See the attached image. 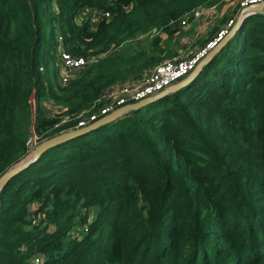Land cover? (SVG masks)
<instances>
[{
  "label": "trees",
  "instance_id": "16d2710c",
  "mask_svg": "<svg viewBox=\"0 0 264 264\" xmlns=\"http://www.w3.org/2000/svg\"><path fill=\"white\" fill-rule=\"evenodd\" d=\"M220 2L0 0V175L27 153L18 115L37 142L74 127L105 90L176 53L143 35L169 38L170 20ZM87 8L110 17L91 23ZM60 46L96 60L61 84ZM0 264H264V14L248 13L185 85L12 175Z\"/></svg>",
  "mask_w": 264,
  "mask_h": 264
},
{
  "label": "built area",
  "instance_id": "2783aa9c",
  "mask_svg": "<svg viewBox=\"0 0 264 264\" xmlns=\"http://www.w3.org/2000/svg\"><path fill=\"white\" fill-rule=\"evenodd\" d=\"M259 4H264V0H238L237 9L235 11L236 13L234 12L235 14L233 18L228 21L227 25L223 29H220L216 36L215 32L211 38L206 40L203 46L198 48L196 52L191 55H174L161 61L160 63L155 64L149 72L139 80L130 81L128 83H120L105 90L100 96V98L103 99L101 105H98L95 109L92 107L86 109L84 113L79 114L77 123L74 127H70L68 129L84 126L101 116L108 114L119 106L128 102L137 101L164 88L173 86L176 82H178V80L190 73L209 53V51L229 32L230 28L236 22L238 15L242 13L245 15L243 10L244 8L247 6H257ZM189 12L190 11H187L180 19V23L182 25L186 24V15ZM199 12H202V10H193V15H197ZM84 13L89 17L91 23H96L101 18L107 19L110 17L109 11L102 9L91 10L90 8H87L84 10ZM57 38L61 41L63 36L60 33H57ZM58 57L61 64L60 69L62 70V73L59 75L61 84H66L72 78L73 74L69 75L68 73H73V69L79 70L89 62L96 60L95 56L86 57L84 55H74L63 46H60L58 49ZM65 119L66 118L63 120ZM35 143H38L36 136H29L27 138V146L29 145L34 147ZM32 261L33 263H38L40 261L39 255H34Z\"/></svg>",
  "mask_w": 264,
  "mask_h": 264
},
{
  "label": "rangeland",
  "instance_id": "374dc122",
  "mask_svg": "<svg viewBox=\"0 0 264 264\" xmlns=\"http://www.w3.org/2000/svg\"><path fill=\"white\" fill-rule=\"evenodd\" d=\"M238 0H222V2L218 4H211V5H203L200 4L192 9L186 15L187 20L186 24L182 25L180 23V19L183 17L181 16L178 19L170 20L171 23H168V30H173L172 34L169 36L167 35L166 30L161 28H153L150 33L143 35L144 39L151 38L152 35H160L163 40L168 39V46H170L171 50H176L174 55H191L198 50V48L202 47L203 44L208 40L211 33L217 35L220 29H223L228 21L233 18L234 14L236 13ZM202 10L197 15H193V10ZM235 12V13H234ZM143 39V40H144ZM165 44V43H164ZM58 54V53H57ZM172 56L166 57L168 59ZM55 66L59 68V75H60V60L57 57ZM78 69H73V73H68L69 75L73 74L74 77L78 74ZM75 72V73H74ZM58 75L59 82L60 76ZM181 80V79H180ZM179 81V80H178ZM32 105L34 104L33 96L31 98ZM43 110L45 111L46 115L52 116L55 114V107L52 106L48 101H43L42 103ZM25 115V114H24ZM33 115V114H32ZM32 116H28V118L22 115H18V127L21 128L22 132L27 131V133L32 137L35 136V130L32 122ZM29 137V136H28ZM37 143L34 144V147ZM27 153L26 155L30 154V152L34 149L32 146H27ZM32 149V150H31ZM26 155L24 157H26ZM23 157V158H24ZM22 159V158H21ZM20 159V160H21ZM19 160V161H20ZM18 161V162H19ZM17 163V162H16Z\"/></svg>",
  "mask_w": 264,
  "mask_h": 264
},
{
  "label": "water",
  "instance_id": "95a60500",
  "mask_svg": "<svg viewBox=\"0 0 264 264\" xmlns=\"http://www.w3.org/2000/svg\"><path fill=\"white\" fill-rule=\"evenodd\" d=\"M264 4H259L257 6H247L244 8L245 15L240 14L237 16L236 22L234 25L230 28L229 32L218 42L216 46H214L209 53L196 65V67L188 73L185 77H183L181 80L176 82L173 86L164 88L154 94L148 95L144 98H141L137 101L134 102H128L122 106H119L118 108L114 109L113 111L109 112L108 114H105L101 116L100 118L84 125L78 128H73V129H68L64 130L62 132H59L51 137H48L40 142H38L34 149L30 152L31 154L26 155V157L22 158L19 162L5 170L1 175H0V190L3 184L16 172L19 170L25 168L30 162L35 160L40 153L45 150L46 148L55 145L61 141H64L66 139L72 138L74 136H77L79 134H82L84 132L89 131L90 129L97 127L105 122L111 121L117 116L123 114L124 112L137 108L149 101H152L156 99L157 97L170 92L172 90H175L186 83H188L202 68V66L210 59V57L217 51V49L230 37L234 34V32L239 28V26L242 24L244 21L245 16L248 13H263L264 14Z\"/></svg>",
  "mask_w": 264,
  "mask_h": 264
},
{
  "label": "crops",
  "instance_id": "0c3cea01",
  "mask_svg": "<svg viewBox=\"0 0 264 264\" xmlns=\"http://www.w3.org/2000/svg\"><path fill=\"white\" fill-rule=\"evenodd\" d=\"M60 73H62V70L60 69Z\"/></svg>",
  "mask_w": 264,
  "mask_h": 264
},
{
  "label": "bare ground",
  "instance_id": "6f19581e",
  "mask_svg": "<svg viewBox=\"0 0 264 264\" xmlns=\"http://www.w3.org/2000/svg\"><path fill=\"white\" fill-rule=\"evenodd\" d=\"M31 153H32V152H31ZM31 153H30V154H31Z\"/></svg>",
  "mask_w": 264,
  "mask_h": 264
}]
</instances>
